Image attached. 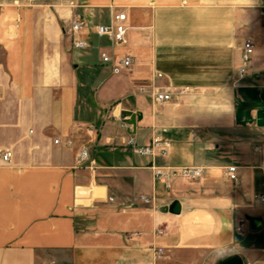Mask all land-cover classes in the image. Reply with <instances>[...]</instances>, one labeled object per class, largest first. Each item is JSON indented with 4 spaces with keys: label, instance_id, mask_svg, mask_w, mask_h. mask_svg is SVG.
<instances>
[{
    "label": "crops",
    "instance_id": "0c3cea01",
    "mask_svg": "<svg viewBox=\"0 0 264 264\" xmlns=\"http://www.w3.org/2000/svg\"><path fill=\"white\" fill-rule=\"evenodd\" d=\"M200 4L0 0V264H264V0ZM119 11L128 42L115 46L93 27ZM76 16L90 25L81 51L64 32ZM102 52L132 64L114 73ZM156 138L154 156L128 145ZM195 166L202 177L170 188L153 169ZM174 201L180 213L161 211Z\"/></svg>",
    "mask_w": 264,
    "mask_h": 264
},
{
    "label": "built area",
    "instance_id": "2783aa9c",
    "mask_svg": "<svg viewBox=\"0 0 264 264\" xmlns=\"http://www.w3.org/2000/svg\"><path fill=\"white\" fill-rule=\"evenodd\" d=\"M90 28L88 21H86L81 16H76L72 18L64 29L65 34L71 39V44L73 49L81 51L86 49L89 44L88 41L84 38V33ZM129 31V25L127 22V14L124 11L114 12L111 15L109 23L98 24L93 27V32L99 38H108L113 45L122 46L127 44ZM256 50L255 43L252 39H247L243 44V54H242V66L239 68L238 75L240 78H243L249 68V62L254 55ZM101 60L104 64H112V70L114 73H121L122 71L129 69L132 64V58L126 56L115 61L113 57L107 53H101ZM142 91L152 95L154 101L158 104H164L173 99V94L160 87H155L151 91L146 87H142ZM56 143H59V140H55ZM67 144H71V141H68ZM161 140L156 138L152 141L150 145L137 146L133 139L128 141V145L132 146L134 150L142 155H151L154 156L157 153V150L160 148L161 152H164V149L161 148ZM256 152L261 153L264 156V145L256 146ZM86 151H83L79 156V161L83 162L86 158ZM12 159V152L9 150L0 149V160L4 163H9ZM154 175L157 179L163 180L167 187H171V181L174 177H181L185 179H196L204 175L203 167H182L179 169H170L163 167H154ZM238 168L236 166H230L227 169V174L232 180H237ZM140 200L144 203H149L151 201L148 196H141ZM260 201L264 202V195L260 197ZM246 220L238 219L236 224V231L238 233H243L246 230ZM163 249H158V254H161Z\"/></svg>",
    "mask_w": 264,
    "mask_h": 264
},
{
    "label": "water",
    "instance_id": "95a60500",
    "mask_svg": "<svg viewBox=\"0 0 264 264\" xmlns=\"http://www.w3.org/2000/svg\"><path fill=\"white\" fill-rule=\"evenodd\" d=\"M124 114L130 118L128 121L129 125L132 126L134 129H136L137 115L130 111H124ZM161 211L164 212L170 211L172 213L178 214L181 211L180 202L174 201L169 207L162 208ZM225 264H243V261L241 259H232Z\"/></svg>",
    "mask_w": 264,
    "mask_h": 264
},
{
    "label": "clouds",
    "instance_id": "9594fccd",
    "mask_svg": "<svg viewBox=\"0 0 264 264\" xmlns=\"http://www.w3.org/2000/svg\"><path fill=\"white\" fill-rule=\"evenodd\" d=\"M214 6V0H201L200 8H208Z\"/></svg>",
    "mask_w": 264,
    "mask_h": 264
}]
</instances>
